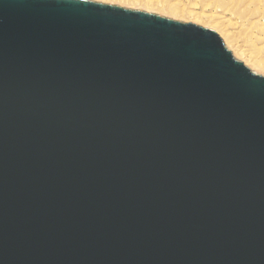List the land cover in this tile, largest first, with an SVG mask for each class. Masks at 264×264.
Listing matches in <instances>:
<instances>
[{
  "label": "water",
  "instance_id": "obj_1",
  "mask_svg": "<svg viewBox=\"0 0 264 264\" xmlns=\"http://www.w3.org/2000/svg\"><path fill=\"white\" fill-rule=\"evenodd\" d=\"M0 264H264V76L191 23L0 0Z\"/></svg>",
  "mask_w": 264,
  "mask_h": 264
},
{
  "label": "rangeland",
  "instance_id": "obj_2",
  "mask_svg": "<svg viewBox=\"0 0 264 264\" xmlns=\"http://www.w3.org/2000/svg\"><path fill=\"white\" fill-rule=\"evenodd\" d=\"M88 1L99 3L98 0ZM104 5L141 10L210 29L221 38L234 59L252 73L264 76L262 73L264 71V2L262 0H118L116 3ZM172 13L175 17L171 16ZM260 69L263 71L261 72Z\"/></svg>",
  "mask_w": 264,
  "mask_h": 264
},
{
  "label": "snow or ice",
  "instance_id": "obj_3",
  "mask_svg": "<svg viewBox=\"0 0 264 264\" xmlns=\"http://www.w3.org/2000/svg\"><path fill=\"white\" fill-rule=\"evenodd\" d=\"M99 3H104V4H110V3H116L118 0H98ZM264 2V0H262Z\"/></svg>",
  "mask_w": 264,
  "mask_h": 264
},
{
  "label": "bare ground",
  "instance_id": "obj_4",
  "mask_svg": "<svg viewBox=\"0 0 264 264\" xmlns=\"http://www.w3.org/2000/svg\"><path fill=\"white\" fill-rule=\"evenodd\" d=\"M163 13H164V10H163ZM175 15H177V13H175ZM171 16H173V13H172V15ZM177 16H179V15H177ZM173 17H175V16H173ZM257 69V68H256ZM261 70V69H260ZM263 70H261V72H262ZM262 73H264V71L262 72Z\"/></svg>",
  "mask_w": 264,
  "mask_h": 264
}]
</instances>
